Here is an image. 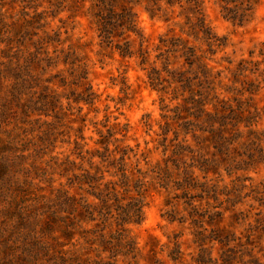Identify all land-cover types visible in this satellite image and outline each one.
I'll return each mask as SVG.
<instances>
[{
	"label": "rangeland",
	"instance_id": "374dc122",
	"mask_svg": "<svg viewBox=\"0 0 264 264\" xmlns=\"http://www.w3.org/2000/svg\"><path fill=\"white\" fill-rule=\"evenodd\" d=\"M102 6L0 0V264H264V0H119L139 37L107 41ZM104 148L128 178L99 214Z\"/></svg>",
	"mask_w": 264,
	"mask_h": 264
},
{
	"label": "trees",
	"instance_id": "16d2710c",
	"mask_svg": "<svg viewBox=\"0 0 264 264\" xmlns=\"http://www.w3.org/2000/svg\"><path fill=\"white\" fill-rule=\"evenodd\" d=\"M119 0H99V3H103V9L105 11V15H97L96 16V24L98 27V31L101 33L102 35V39L106 40V39H110V31H112V29H114V27H120L121 31L123 34H126L127 36L129 35H134L139 37L138 31L136 29L135 26V17L134 14L132 13L131 9H129L128 7H124V6H120L119 8V12L114 13L113 11V6L112 3L114 2H118ZM98 21V22H97ZM198 27L199 30L202 32L203 35H207L206 32V26L203 22H198ZM121 33V32H120ZM107 41V40H106ZM120 55L121 56H129L131 55V53L129 52V44L126 42L124 43L122 46H117V48ZM140 51V50H139ZM187 54H190V56H192L194 59H197V57L194 55V50L192 48H188L186 49ZM141 53V51H140ZM144 53L142 52L141 58L144 61L145 56L143 55ZM187 54H185V56H187ZM187 59V58H186ZM50 60V58H49ZM188 61V60H187ZM198 65L201 69V73H205L204 71H206L205 66L201 64V62H198ZM83 82L80 83L79 87H81V93L77 94V96H75L73 98V102L75 104H82V105H87L90 106L92 105L93 99H94V94L92 93L90 87L87 85L85 80V77H82ZM150 79V78H149ZM157 79V78H154ZM185 81V80H184ZM186 84V83H185ZM43 101L44 104L43 106L40 108V110L38 109L37 111H40V113L43 116H47V114H45L46 110L50 107V106H55V104L57 103L56 100V95H53V93L49 94L46 93L45 95H41L40 96V102ZM196 107V110L198 112V114H202L204 112L203 107L204 104L202 103L201 100L196 101L193 100L191 98L190 100ZM45 110V111H44ZM206 118L209 119V122L211 121L210 118L211 116L205 114ZM211 125L214 122H210ZM105 143V142H104ZM103 142H99L100 145H105ZM106 144H108V142H106ZM118 155L117 158V171H118V181L119 184H117L116 182H113L111 180L105 181L104 183H102L103 181V177H104V172H102L99 168H94L95 172L93 175L90 174H85L84 176V180L88 181L87 184H89L92 181V189L93 191L91 192V196L94 197V199H96L98 202L96 205H94L95 208H98V213L103 214V209L105 208H109L110 203H117V196L119 195V188H121L122 190L126 189V183H127V178L128 176L125 173V156L127 155L126 150L125 149H118L117 151L114 150L113 152H109L107 148H104V152L102 155H98L97 157L100 159L101 163L103 162H107V167H111L113 165L114 160H110L107 161L108 157L111 155L112 157L115 154ZM114 167V166H113ZM109 177H115L116 174L115 172L113 174L108 173ZM97 185V187H95ZM95 187V188H94ZM125 187V188H124ZM88 210V209H87ZM87 214H90V211L88 210ZM141 221V207L140 206H134V208H132V205H127V210H123L121 209V211L118 213V218L116 219V225L118 227H121V231H122V227L123 226H127L129 224H139Z\"/></svg>",
	"mask_w": 264,
	"mask_h": 264
}]
</instances>
